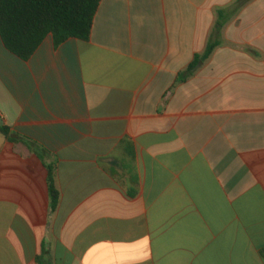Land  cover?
Listing matches in <instances>:
<instances>
[{"label":"crops","instance_id":"0c3cea01","mask_svg":"<svg viewBox=\"0 0 264 264\" xmlns=\"http://www.w3.org/2000/svg\"><path fill=\"white\" fill-rule=\"evenodd\" d=\"M3 128L0 264H264V0H102L28 61L0 35Z\"/></svg>","mask_w":264,"mask_h":264},{"label":"trees","instance_id":"16d2710c","mask_svg":"<svg viewBox=\"0 0 264 264\" xmlns=\"http://www.w3.org/2000/svg\"><path fill=\"white\" fill-rule=\"evenodd\" d=\"M102 0H0V35L8 51L22 59L30 60L49 36L56 47L69 39L87 42L91 39L96 15ZM215 47L205 56L196 57L189 74L197 69L203 59L209 58ZM12 143L22 141L9 128L0 130ZM33 150V145H29ZM43 159V154L39 153ZM48 185L55 211L60 193L55 182V167L48 166Z\"/></svg>","mask_w":264,"mask_h":264}]
</instances>
